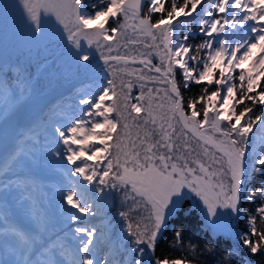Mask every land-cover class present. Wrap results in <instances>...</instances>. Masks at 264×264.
Listing matches in <instances>:
<instances>
[{
	"label": "snow or ice",
	"instance_id": "snow-or-ice-1",
	"mask_svg": "<svg viewBox=\"0 0 264 264\" xmlns=\"http://www.w3.org/2000/svg\"><path fill=\"white\" fill-rule=\"evenodd\" d=\"M69 76L91 86L46 103ZM254 128L264 0H0V264H264ZM37 145L66 177L54 211L33 195ZM193 208L205 241L181 226L161 254Z\"/></svg>",
	"mask_w": 264,
	"mask_h": 264
},
{
	"label": "trees",
	"instance_id": "trees-1",
	"mask_svg": "<svg viewBox=\"0 0 264 264\" xmlns=\"http://www.w3.org/2000/svg\"><path fill=\"white\" fill-rule=\"evenodd\" d=\"M97 0H88L89 5H92L94 3H96ZM99 23V22H97ZM128 35L131 37L133 36V33L131 32V30H129ZM195 42H199L198 40ZM121 43H124V41H122ZM133 46L132 45H128V48L131 49ZM139 47V46H137ZM143 50V49H141ZM123 51V49L121 50ZM31 71L33 72V74H35V68H32ZM9 78H12L13 74L10 72L8 73ZM77 77H73V76H69L68 79L63 83V86L58 88L56 91H54L53 93H51L50 95L47 96V99L53 98L54 96H60L58 98L57 101L53 102V104H60L61 106L64 107V104L66 103V100L72 96L71 93L76 89V88H84L85 90H87L90 86H91V81L88 80L87 78H83L81 77L79 82L76 84L75 87L71 88L70 90L64 92V89L67 87V85L73 81L74 79H76ZM149 87H151L152 85H148ZM82 89V90H84ZM198 87L193 88L192 91L186 93V95H194L196 92H198ZM133 94H137L136 88H133ZM134 102V101H133ZM160 103H166L165 101H159ZM157 103V101H153V104ZM135 132L136 129L133 128L132 129V133H133V138L135 137ZM253 132L256 134V136L264 138V132H260L257 131V129H253ZM35 136L38 137V140L41 142V144H43L44 138L47 135V133L45 132V130L43 128H37L35 130ZM37 149H38V157H39V163L38 165L35 167V169L33 170V180H34V185L42 184L43 186L40 188H46L47 191H50L51 188L55 189L58 186L61 187L62 183H61V176L60 173L61 170H53L52 166H54L53 164L50 163V161L46 158H44L43 155V149L41 148L40 145H37ZM58 169H60V165L57 164ZM45 172H52L55 175L53 176H45ZM48 196L45 195V197L43 198L44 201L48 200L46 199V197ZM42 202V201H40ZM41 204V203H40ZM117 207H119V200L117 201ZM113 209H109L108 210V215L111 216ZM193 213H195V215H193ZM131 215L133 217H135V212L131 213ZM237 225L239 226V221L237 222ZM184 227L188 230L187 232V236L189 239H192L193 242H197V243H203L206 239L204 230H203V219L202 216L199 212V210L197 209H189L185 212L184 217L181 220V223L179 225L177 224H171L168 228V235L164 238L161 249H160V253L163 255H168L171 252L170 249V240H171V234L178 228V227ZM199 237V240H196L195 238ZM218 243V247L220 248L221 251H223L225 248H227L232 241L228 240L225 237H219L217 238ZM172 255H177V253L172 252ZM244 259H250L252 264H260V257L258 254L253 255V256H249L248 254L244 253L241 254V256H238L235 264H241L242 260Z\"/></svg>",
	"mask_w": 264,
	"mask_h": 264
},
{
	"label": "rangeland",
	"instance_id": "rangeland-1",
	"mask_svg": "<svg viewBox=\"0 0 264 264\" xmlns=\"http://www.w3.org/2000/svg\"><path fill=\"white\" fill-rule=\"evenodd\" d=\"M80 80V79H79ZM76 86V85H75ZM74 86V87H75ZM73 88V87H72ZM82 89H84V88H76L72 93H71V95L72 96H70L67 100H66V103L64 104V107H67V105H69V104H74L75 103V96L77 95V94H79V93H81L82 91H86L85 89L84 90H82ZM53 93V92H52ZM51 94V93H50ZM49 94V95H50ZM60 96H54L53 98H50V99H47V96H46V98H45V102L46 103H48L49 105H51V104H53V102H55V101H57L58 100V98H59ZM37 139H38V137H36ZM49 161H50V163L51 164H53L54 166H52V169L53 170H60V169H58V166H57V162L55 161V160H52V159H48ZM60 176H61V183L63 184V182L65 181V179H66V177L62 174V173H60ZM49 177V176H48ZM43 185L42 184H40V186H39V184H37V185H33V189H32V191H33V195H34V197L37 199V202H38V204L39 205H41L43 208H45V209H48V210H52V211H54L55 210V205H56V203H57V196H56V193H57V190L60 188L59 186L57 187V188H55V189H52L51 188V190L50 191H47L46 190V188H40V187H42ZM48 194V196L46 197V199H48V200H46V201H44L43 200V198L45 197V195H47ZM40 201H42V202H40ZM41 203V204H40Z\"/></svg>",
	"mask_w": 264,
	"mask_h": 264
},
{
	"label": "water",
	"instance_id": "water-1",
	"mask_svg": "<svg viewBox=\"0 0 264 264\" xmlns=\"http://www.w3.org/2000/svg\"><path fill=\"white\" fill-rule=\"evenodd\" d=\"M81 77H77L76 79H74L73 81H71L68 85H67V87L64 89V92H66V91H68V90H70L72 87H74L78 82H79V79H80ZM49 95V94H48ZM47 95V96H48ZM46 98V97H45ZM53 175H55L54 173H52V172H45V176H53Z\"/></svg>",
	"mask_w": 264,
	"mask_h": 264
}]
</instances>
